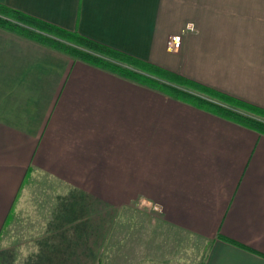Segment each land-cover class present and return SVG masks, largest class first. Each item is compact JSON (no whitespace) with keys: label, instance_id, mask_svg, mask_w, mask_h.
I'll return each mask as SVG.
<instances>
[{"label":"crops","instance_id":"obj_1","mask_svg":"<svg viewBox=\"0 0 264 264\" xmlns=\"http://www.w3.org/2000/svg\"><path fill=\"white\" fill-rule=\"evenodd\" d=\"M0 5L264 110V0ZM89 196L158 207L199 264H264V133L0 28V243L28 203L70 234Z\"/></svg>","mask_w":264,"mask_h":264},{"label":"rangeland","instance_id":"obj_2","mask_svg":"<svg viewBox=\"0 0 264 264\" xmlns=\"http://www.w3.org/2000/svg\"><path fill=\"white\" fill-rule=\"evenodd\" d=\"M186 29L192 31V25ZM174 37L177 35L170 39L169 51L176 54ZM28 204L2 236L3 264L200 263L202 248L192 237L163 224L159 208L154 209L143 199L109 204L93 196L80 200L74 197L70 234L61 233L64 225L69 227L68 220H57V228L49 226L52 219L46 212L51 204ZM65 243L74 250H60Z\"/></svg>","mask_w":264,"mask_h":264},{"label":"trees","instance_id":"obj_3","mask_svg":"<svg viewBox=\"0 0 264 264\" xmlns=\"http://www.w3.org/2000/svg\"><path fill=\"white\" fill-rule=\"evenodd\" d=\"M0 28L50 45L72 58L94 63L170 97L183 100L264 133V110L109 48L78 32L63 30L3 5H0Z\"/></svg>","mask_w":264,"mask_h":264},{"label":"built area","instance_id":"obj_4","mask_svg":"<svg viewBox=\"0 0 264 264\" xmlns=\"http://www.w3.org/2000/svg\"><path fill=\"white\" fill-rule=\"evenodd\" d=\"M173 48L177 52L179 50L180 44H181V37L177 36L172 39Z\"/></svg>","mask_w":264,"mask_h":264}]
</instances>
